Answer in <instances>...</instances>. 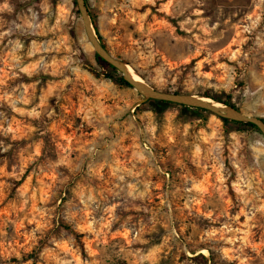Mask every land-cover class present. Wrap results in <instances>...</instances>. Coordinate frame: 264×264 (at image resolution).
<instances>
[{
    "label": "rangeland",
    "instance_id": "obj_1",
    "mask_svg": "<svg viewBox=\"0 0 264 264\" xmlns=\"http://www.w3.org/2000/svg\"><path fill=\"white\" fill-rule=\"evenodd\" d=\"M86 3L150 87L264 119V0ZM101 71L74 0H0V264H264L261 134Z\"/></svg>",
    "mask_w": 264,
    "mask_h": 264
},
{
    "label": "water",
    "instance_id": "obj_2",
    "mask_svg": "<svg viewBox=\"0 0 264 264\" xmlns=\"http://www.w3.org/2000/svg\"><path fill=\"white\" fill-rule=\"evenodd\" d=\"M74 3L77 7V12L80 17L84 36L88 41V43L90 44V46L92 47L94 54L97 55L100 59H102L106 63L113 66L116 70H118V72L122 75L123 79L128 83V85L142 97V100L139 104L148 101L163 102L173 105H182V106L205 110L221 119L252 124L256 127L258 132L264 138V122L262 118L246 115L236 110L235 108L226 105H223L222 107H215L209 103H205L199 100L198 98L192 95L162 92L153 89L149 85H148L149 88H145L137 84L129 76L126 70L127 64H125L122 60L117 59L113 55H111V53H109L105 48H103L102 44L98 40L89 17V12L85 0H74Z\"/></svg>",
    "mask_w": 264,
    "mask_h": 264
},
{
    "label": "trees",
    "instance_id": "obj_3",
    "mask_svg": "<svg viewBox=\"0 0 264 264\" xmlns=\"http://www.w3.org/2000/svg\"><path fill=\"white\" fill-rule=\"evenodd\" d=\"M86 2V0H85ZM75 5V3H74ZM87 5V3H86ZM76 6V5H75ZM78 14V12H77ZM90 17V20H91V23H92V26L94 28V31H95V34L98 38V40L100 41V43L102 44L103 48L106 49L105 45L101 42V37L98 33V30H97V27L94 23V20L92 19V17L89 15ZM107 50V49H106ZM94 59L96 61V63L101 67L102 71H101V74L103 75L104 78L110 80L111 82H113L114 84L116 85H119V86H125V87H129L131 88L128 83L123 79L122 75L118 72V70H116L113 66H111L110 64L106 63L105 61H103L102 59H100L97 55L94 54ZM153 88V87H152ZM155 89V88H153ZM157 90V89H155ZM173 93L175 94H187V93H182L181 91H174ZM207 98L209 99H212L213 101L215 102H218L222 105H226V106H229V107H232V108H235L236 110L240 111L232 102H231V98L229 96H206ZM146 103H150V105H153L155 111L157 110L156 109V106H159V105H162V104H169V103H163V102H144L142 104H146ZM141 104V105H142ZM169 105H173V104H169ZM183 109H187L189 111H194V112H206L205 110H201V109H196V108H192V107H187V106H182L180 105ZM140 107L137 106L136 107V110H138V108ZM219 118V117H218ZM224 124L226 125H231L232 127H235V128H243V127H247V128H250V129H254V130H257L256 127L252 124H246V123H241V122H235V121H231V120H226V119H221L219 118ZM263 122H264V119L262 118ZM258 131V130H257ZM64 229L65 230H68L70 231L76 242L79 244L80 248H81V251L83 253V244L80 240L81 238V234H76L75 232H73L71 230V228H69L68 226H64Z\"/></svg>",
    "mask_w": 264,
    "mask_h": 264
},
{
    "label": "bare ground",
    "instance_id": "obj_4",
    "mask_svg": "<svg viewBox=\"0 0 264 264\" xmlns=\"http://www.w3.org/2000/svg\"><path fill=\"white\" fill-rule=\"evenodd\" d=\"M126 70H127V72H128V74H129V76L137 83V84H139V85H141V86H143V87H145V88H149V86L143 81V80H141L137 75H136V73L133 71V69L129 66V65H127L126 66ZM196 98H198L199 100H201V101H203V102H205V103H209V104H211V105H213V106H215V107H222L223 105H221V104H219V103H216V102H214V101H212V100H210V99H206V98H204V97H198V96H195ZM204 253H206L207 254V252L206 251H203Z\"/></svg>",
    "mask_w": 264,
    "mask_h": 264
}]
</instances>
